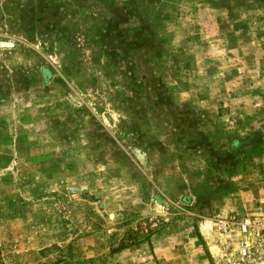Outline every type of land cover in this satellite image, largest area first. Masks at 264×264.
Segmentation results:
<instances>
[{"label": "rangeland", "instance_id": "374dc122", "mask_svg": "<svg viewBox=\"0 0 264 264\" xmlns=\"http://www.w3.org/2000/svg\"><path fill=\"white\" fill-rule=\"evenodd\" d=\"M264 198V0H0V264H214Z\"/></svg>", "mask_w": 264, "mask_h": 264}, {"label": "built area", "instance_id": "2783aa9c", "mask_svg": "<svg viewBox=\"0 0 264 264\" xmlns=\"http://www.w3.org/2000/svg\"><path fill=\"white\" fill-rule=\"evenodd\" d=\"M214 264H264V198L249 212L214 218Z\"/></svg>", "mask_w": 264, "mask_h": 264}]
</instances>
